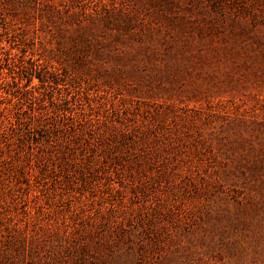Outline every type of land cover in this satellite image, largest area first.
Listing matches in <instances>:
<instances>
[{
  "label": "rangeland",
  "instance_id": "1",
  "mask_svg": "<svg viewBox=\"0 0 264 264\" xmlns=\"http://www.w3.org/2000/svg\"><path fill=\"white\" fill-rule=\"evenodd\" d=\"M0 264H264V0H0Z\"/></svg>",
  "mask_w": 264,
  "mask_h": 264
}]
</instances>
